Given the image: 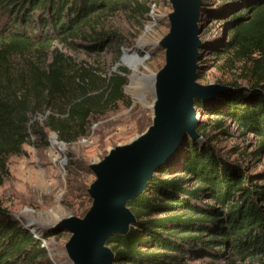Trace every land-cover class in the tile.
Masks as SVG:
<instances>
[{
	"label": "trees",
	"instance_id": "16d2710c",
	"mask_svg": "<svg viewBox=\"0 0 264 264\" xmlns=\"http://www.w3.org/2000/svg\"><path fill=\"white\" fill-rule=\"evenodd\" d=\"M218 2L205 0L203 16L222 19L228 40L209 39L201 51L240 63L238 75L222 81L229 88L196 100L209 120L199 128L203 138L187 136L131 202L137 223L110 240L116 264H264V168L252 171L243 156H231L238 147L225 150L217 136L233 135L229 120L260 140L255 158L264 155V0ZM121 8L149 10L141 0H0V186L10 176L9 157L24 155L33 136L45 140L48 129L75 141L88 135L92 119L115 109L125 76L106 80L59 49L48 54L57 43L89 50L111 43L115 31L95 18ZM122 58L132 67L140 59L127 51ZM48 109L55 113L43 124L32 122ZM54 234L36 236L0 198V264H54L44 245Z\"/></svg>",
	"mask_w": 264,
	"mask_h": 264
},
{
	"label": "rangeland",
	"instance_id": "374dc122",
	"mask_svg": "<svg viewBox=\"0 0 264 264\" xmlns=\"http://www.w3.org/2000/svg\"><path fill=\"white\" fill-rule=\"evenodd\" d=\"M209 1L211 7L219 4L218 0ZM141 2L149 7L148 11L141 9L135 13L132 9L121 8L95 18L99 26L115 31L117 35L101 49L89 50L81 45L57 43L48 54L51 59L54 50L59 49L72 59L76 67L89 65L106 80L121 73L127 83L122 87L123 97L117 101L115 109L91 120L88 135L67 142L60 139L57 132L47 129L45 140L33 136V141L24 145V155L9 157L10 176L4 178L0 186V198L41 239L50 231L45 224L66 216L68 212L82 216L91 205L87 187L95 176L89 164L105 155L110 146L129 140L151 123V109L145 104L150 105L153 96L146 77L165 63V51L154 42L168 32V14L172 7L168 0ZM222 22V19L202 16L201 38L204 42L217 38L228 40L229 30ZM126 51L140 58L133 61L135 67L124 64L122 56ZM199 64L202 65L200 82L203 83L230 81L237 77L236 70L240 66L235 60L230 61L229 56L219 60L211 50L202 52ZM124 68L127 73L122 72ZM129 83L133 84V93L127 90ZM54 113L48 109L35 115L32 122L43 124ZM201 120L202 125L209 123L206 116H201ZM226 125L233 135H217L220 146L225 150L237 146L235 153L231 152L233 158L243 156L241 160L248 162L252 171L263 169L264 155L258 159L252 154L260 140L252 134L239 133L229 120ZM68 237L69 233L61 232L45 240L54 264H71L64 248Z\"/></svg>",
	"mask_w": 264,
	"mask_h": 264
},
{
	"label": "water",
	"instance_id": "95a60500",
	"mask_svg": "<svg viewBox=\"0 0 264 264\" xmlns=\"http://www.w3.org/2000/svg\"><path fill=\"white\" fill-rule=\"evenodd\" d=\"M168 1L169 30L154 42L165 51V63L146 77L153 96L150 105L145 104L151 109V123L89 164L95 178L87 187L91 205L82 216L68 212L45 224L50 231L69 233L64 248L71 264H116L110 240L126 236L137 223L131 202L146 191L187 136L203 138L196 100L229 88L222 81L200 82L205 0Z\"/></svg>",
	"mask_w": 264,
	"mask_h": 264
},
{
	"label": "built area",
	"instance_id": "2783aa9c",
	"mask_svg": "<svg viewBox=\"0 0 264 264\" xmlns=\"http://www.w3.org/2000/svg\"><path fill=\"white\" fill-rule=\"evenodd\" d=\"M32 231L34 232V234H35L36 236H39L38 233H37L35 230L32 229ZM39 237H40V236H39ZM44 244H45V242H44Z\"/></svg>",
	"mask_w": 264,
	"mask_h": 264
}]
</instances>
